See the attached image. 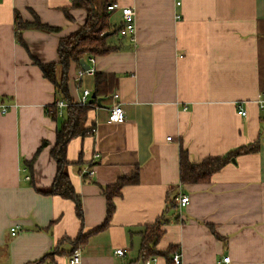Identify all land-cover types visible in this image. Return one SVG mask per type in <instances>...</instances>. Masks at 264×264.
<instances>
[{
  "label": "crops",
  "instance_id": "1",
  "mask_svg": "<svg viewBox=\"0 0 264 264\" xmlns=\"http://www.w3.org/2000/svg\"><path fill=\"white\" fill-rule=\"evenodd\" d=\"M180 1L117 0L135 9L134 39L114 36L118 48L95 56L96 72L115 74V87L87 112L86 126L96 132L67 147L80 216L74 200L49 192L65 108L59 119L47 114L55 86L31 55L58 62L60 39L78 30L87 12L70 0H0V104L8 106L0 107V264H72L75 249L78 264H144L143 230L162 215L169 220L157 248L176 245L184 264H264V0ZM16 10L59 30L25 29L23 45ZM121 20V11H112L110 22ZM79 68L72 61L68 71L74 101L95 88V75L76 79ZM115 102L124 122L109 121ZM258 139V151L232 158L210 181L181 183V148L200 162ZM91 162L94 173L85 180L80 171ZM132 175L113 197L109 224L97 230L107 217L104 190ZM179 193L190 199L173 210L169 202ZM118 248L127 251L120 256ZM153 257L152 264H170Z\"/></svg>",
  "mask_w": 264,
  "mask_h": 264
},
{
  "label": "trees",
  "instance_id": "2",
  "mask_svg": "<svg viewBox=\"0 0 264 264\" xmlns=\"http://www.w3.org/2000/svg\"><path fill=\"white\" fill-rule=\"evenodd\" d=\"M71 7L84 8L87 12L85 23L72 34L62 37L58 45V62L44 63L35 56L31 55L35 64H37L43 71L44 76L49 79L55 86L56 100L53 104L47 106V114L54 119H59V110L56 104L57 100H65L70 102V105L65 107L64 119L60 121L57 129V140L51 152L57 162V171L54 181L49 189L52 194L60 195L65 198H70L76 202L77 213L82 216V205L79 193L76 191L68 168L74 164L67 158V147L69 142L77 137L88 134H93L94 126H86L87 112L90 108L96 105V99L90 100V104L81 106L74 102L70 95L68 86V71L72 61H75L81 66V60L87 62L90 56L104 55L118 48L110 38L120 36V29L122 24H112L110 16L112 11L108 9V5L117 0H70ZM65 12L68 16L69 9ZM34 20H24L20 12L16 10L15 13V34L16 39L25 45L22 33L25 29L35 28L45 31H58V26H52L41 21L39 16L33 12ZM116 75L113 73L95 72V88L96 95H109L115 87ZM46 141L42 143L40 151L45 145ZM260 140H256L248 145H243L232 149L221 156H209L200 162H192L189 159L188 152L181 148L180 156V178L181 183H197L208 182L212 175L223 168L226 164L232 161V158L240 154L256 152L260 149ZM38 153V152H37ZM37 154L30 161L34 162ZM75 163L82 164L81 160ZM96 163L91 162L89 166ZM84 170V169H83ZM80 171L83 178L86 180L87 176ZM136 176H122L114 184L107 186L104 190L107 196V217L105 223L99 229L105 228L109 222L114 211V195L121 193V188L128 183L135 181ZM180 194V193H179ZM172 197L168 207L177 210L174 205L175 198ZM176 214V213H175ZM174 214V215H175ZM178 216L175 218L177 219ZM168 218L162 215L153 224H148L143 230L142 247L140 254V261H145L149 257L164 256L168 262L172 263V255L178 250L176 245H170L165 250L157 248V244L164 233L163 224H167ZM89 233L80 235L77 239V246L82 245Z\"/></svg>",
  "mask_w": 264,
  "mask_h": 264
},
{
  "label": "built area",
  "instance_id": "3",
  "mask_svg": "<svg viewBox=\"0 0 264 264\" xmlns=\"http://www.w3.org/2000/svg\"><path fill=\"white\" fill-rule=\"evenodd\" d=\"M180 3H181V1L177 0V4H180ZM108 9L111 11H114V10H120L121 11L122 27L120 29V36H123V37L127 36V37L134 39V34H135V29H136V23H135L136 12H135V9L131 6H121L119 4V2H117V1L109 4ZM94 63H95V57L90 56L89 62L87 61V64L89 67L87 69L80 67L77 71L76 79L78 81H81L82 77L86 74L87 75H95L96 68L94 66ZM91 95H92L91 90L89 88H84L82 91V94L80 95L78 100H75L74 102L77 103L78 105H81V106L88 105V104H90ZM113 96L115 98H117V97H119V93L115 92L113 94ZM259 103H260L261 108H264V95L259 100ZM56 104L58 106L59 113L61 114V111L65 107L69 106L70 102L65 101V100H57ZM0 107H1L2 111H6L8 108V106L5 104H0ZM238 113L245 115L246 110L244 108L240 107L238 109ZM125 119H126V116H125L124 108L122 107V105L119 102H115L110 108L109 121L114 122V123H121V122H124ZM95 132H96V127L93 128V133H95ZM167 138L171 139V136H168ZM96 157H99V155L96 154ZM93 173H94V171H93L92 166H88L83 170V174L86 175L87 177L92 176ZM189 199H190L189 195L179 194L174 200V205L177 206V208H181L188 203ZM12 230H14V228H12ZM126 251L127 250L124 248L116 249V253L120 256L124 255L126 253ZM81 255L82 254H81L80 249H75L74 252L72 253V255L70 256V262L72 264L80 263ZM229 259H230L229 256H226L224 258V261L228 262ZM155 260H156V257H149L144 261V264H152L153 262H155ZM171 264H184L180 251L177 250L174 252V254L172 255V263Z\"/></svg>",
  "mask_w": 264,
  "mask_h": 264
},
{
  "label": "water",
  "instance_id": "4",
  "mask_svg": "<svg viewBox=\"0 0 264 264\" xmlns=\"http://www.w3.org/2000/svg\"><path fill=\"white\" fill-rule=\"evenodd\" d=\"M81 66L85 69H87L89 66L87 64V62L85 60H81ZM97 98V95L95 92H92V95H91V100H94ZM98 101H100V99H98Z\"/></svg>",
  "mask_w": 264,
  "mask_h": 264
}]
</instances>
